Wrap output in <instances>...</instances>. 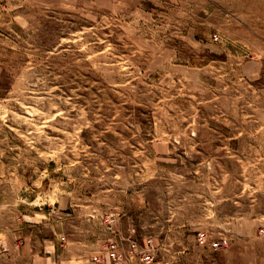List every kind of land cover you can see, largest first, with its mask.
I'll return each mask as SVG.
<instances>
[{
  "label": "rangeland",
  "instance_id": "rangeland-1",
  "mask_svg": "<svg viewBox=\"0 0 264 264\" xmlns=\"http://www.w3.org/2000/svg\"><path fill=\"white\" fill-rule=\"evenodd\" d=\"M121 262L264 264V0H0V264Z\"/></svg>",
  "mask_w": 264,
  "mask_h": 264
},
{
  "label": "built area",
  "instance_id": "built-area-1",
  "mask_svg": "<svg viewBox=\"0 0 264 264\" xmlns=\"http://www.w3.org/2000/svg\"><path fill=\"white\" fill-rule=\"evenodd\" d=\"M205 235H201V237H200V239L203 241V240H205V237H204ZM219 243H214V244H212V247L211 248H213V249H218L219 248ZM120 264H124L123 262H121Z\"/></svg>",
  "mask_w": 264,
  "mask_h": 264
}]
</instances>
